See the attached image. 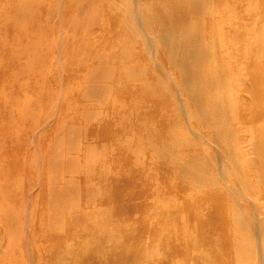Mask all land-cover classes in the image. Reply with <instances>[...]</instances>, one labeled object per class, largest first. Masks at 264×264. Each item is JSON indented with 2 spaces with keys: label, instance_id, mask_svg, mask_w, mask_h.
<instances>
[{
  "label": "rangeland",
  "instance_id": "obj_1",
  "mask_svg": "<svg viewBox=\"0 0 264 264\" xmlns=\"http://www.w3.org/2000/svg\"><path fill=\"white\" fill-rule=\"evenodd\" d=\"M60 1L0 0V264H264V0Z\"/></svg>",
  "mask_w": 264,
  "mask_h": 264
},
{
  "label": "bare ground",
  "instance_id": "obj_2",
  "mask_svg": "<svg viewBox=\"0 0 264 264\" xmlns=\"http://www.w3.org/2000/svg\"><path fill=\"white\" fill-rule=\"evenodd\" d=\"M62 1V3H63V0H61ZM60 1V2H61ZM134 1V0H133ZM78 2V1H77ZM61 3H59V5H60ZM86 6H88L87 5V3H86ZM57 7V6H56ZM58 7H61V6H58ZM134 8V7H133ZM59 9V8H58ZM28 11H29V9H28ZM124 11V10H123ZM88 12V11H87ZM135 12V11H134ZM138 12H140V10H138ZM137 16V15H136ZM134 17V16H133ZM138 19H139V17H137ZM139 23H141V22H139ZM138 23V26L139 25H141V24H139ZM137 24V23H136ZM135 27V26H134ZM139 28H141V27H139ZM136 29V28H135ZM141 30V29H140ZM59 31V30H58ZM60 32V31H59ZM140 32V31H139ZM65 33V32H64ZM141 33H142V30H141ZM58 34H60V33H58ZM142 35V34H141ZM147 35V34H146ZM143 36V35H142ZM145 36V35H144ZM60 37V36H59ZM61 38V37H60ZM150 38V37H149ZM145 39H143V41H144ZM151 40H152V38H151ZM260 41H261V46L259 47V51H258V53H257V56L258 57H260V58H264V37H262L261 39H260ZM151 42V44H153V40L152 41H150ZM56 45V44H55ZM61 45H63L62 43H61ZM56 46H58V45H56ZM59 47V46H58ZM144 47V46H143ZM147 49H150V48H147ZM151 51V50H150ZM199 51H201L203 54H204V50L201 48ZM152 52V51H151ZM148 53H149V51H148ZM154 53V52H153ZM151 57H152V55H151ZM193 79H194V87H196L197 88V94H198V96H197V103H198V105L196 106V111L197 112H199V113H201L202 115H200V116H198V117H196L197 118V120H198V122L200 123V122H204V121H211V120H209V119H207V117H206V114H210V113H213L214 115L215 114H217V113H220L219 111L221 110V104H220V107L218 106V105H215V106H213V107H211V108H209V110H207V112H206V108L204 107V105L201 103L202 102V98H203V92H202V90H201V85L199 84V82H200V79H199V76H198V78H195V76L194 77H192ZM173 84V83H172ZM176 88V87H175ZM177 89V88H176ZM195 89V88H194ZM230 91H231V88H230ZM60 96V95H59ZM58 100H59V98H58ZM57 100V101H58ZM219 102V101H218ZM234 102V101H233ZM180 104H182V103H180ZM183 106V105H182ZM183 108V107H182ZM184 110V109H183ZM185 119V118H184ZM216 120H219V119H217L216 118ZM186 123H188V122H186ZM186 125H188V124H186ZM262 126H264V124H262ZM262 128V127H261ZM201 138V137H200ZM201 139H204V138H201ZM200 140V139H199ZM203 141V140H202ZM256 147L257 148H259V149H261V151H264V138H262V139H260V140H257V144H256ZM216 155H217V153H216ZM227 156H228V154H227ZM240 157H241V155H240ZM247 158V157H246ZM217 159H219V158H217ZM231 161V160H230ZM217 162H220L219 160H217ZM221 163V162H220ZM211 164V163H210ZM223 164V163H222ZM228 164V163H227ZM229 165V164H228ZM233 165V164H232ZM249 165V164H248ZM219 167V170H220V166H218ZM231 167V166H230ZM250 167V166H249ZM237 168V167H236ZM222 169V168H221ZM232 170V169H231ZM236 170V169H235ZM236 172V171H235ZM239 172V171H238ZM237 173V172H236ZM254 192V191H253ZM243 193H241V195H242ZM244 195V194H243ZM245 196V195H244ZM247 198V197H246ZM238 203V202H237ZM240 203V202H239ZM251 203V202H250ZM251 207H253V205L251 204ZM242 209V208H241ZM254 209V208H253ZM258 209V208H257ZM244 212V211H243ZM256 218H258V217H256ZM253 220H254V218H253ZM255 221V220H254ZM257 223V222H256ZM254 225H256V224H254ZM255 227H257V226H255ZM256 231H259V229L258 230H256ZM254 233H255V229H254ZM259 233V232H258ZM255 235H256V233H255ZM259 235H260V233H259ZM259 237V236H258ZM256 238V237H255ZM260 238V237H259ZM256 240V242H258V241H260V239L258 240V239H255ZM258 240V241H257ZM255 242V241H254ZM255 242V243H256ZM254 243V244H255ZM258 244V243H257ZM259 246V245H258ZM261 247V246H260ZM46 248H48V246L47 247H44V249H43V251L46 249ZM148 248V247H147ZM255 250H256V248H255ZM29 251V250H28ZM150 251H152V250H150ZM260 251V250H259ZM154 252V251H153ZM46 253H49V256L50 257H52V255H50V253H54V251H52V250H50L49 252L48 251H46ZM259 252H257L256 254H258ZM261 253V252H260ZM156 254H158V253H156ZM38 255H40L39 256V258H42V259H44V258H46L45 257V255H43V253L42 252H40L39 251V254ZM260 255V254H259ZM64 255L62 254V257H63ZM260 258V257H259ZM32 262V261H31ZM262 263H264V261H261ZM259 263H260V261H259Z\"/></svg>",
  "mask_w": 264,
  "mask_h": 264
}]
</instances>
